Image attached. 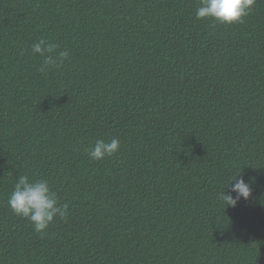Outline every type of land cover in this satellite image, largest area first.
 Here are the masks:
<instances>
[{"label":"trees","instance_id":"1","mask_svg":"<svg viewBox=\"0 0 264 264\" xmlns=\"http://www.w3.org/2000/svg\"><path fill=\"white\" fill-rule=\"evenodd\" d=\"M199 3L0 0V264H264V0L232 26ZM39 39L70 53L47 74ZM25 174L69 206L47 235L7 205Z\"/></svg>","mask_w":264,"mask_h":264},{"label":"clouds","instance_id":"2","mask_svg":"<svg viewBox=\"0 0 264 264\" xmlns=\"http://www.w3.org/2000/svg\"><path fill=\"white\" fill-rule=\"evenodd\" d=\"M256 0H200L196 8L197 20H212L214 23L232 26L244 22L252 11ZM33 55L42 58L38 71L47 74L54 68L61 67L69 58V51L61 50L60 46L46 39L32 43ZM120 141L97 139L90 147L88 156L93 161L112 158L120 150ZM238 177V176H237ZM231 180V193H218V200L223 207L235 208L241 201H247L251 196L249 183L241 178ZM235 181V183H232ZM229 187V186H228ZM234 194V195H233ZM7 205L12 213L27 220L34 232L47 235V230L54 220H65L69 215L68 204L61 205L57 193L52 190L49 182L44 179H30L28 175H18Z\"/></svg>","mask_w":264,"mask_h":264}]
</instances>
